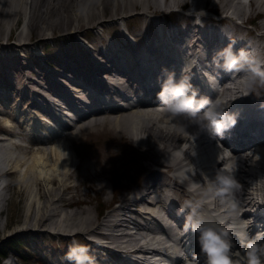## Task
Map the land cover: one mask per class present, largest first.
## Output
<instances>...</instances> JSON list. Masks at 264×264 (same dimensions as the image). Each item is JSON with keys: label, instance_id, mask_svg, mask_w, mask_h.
Wrapping results in <instances>:
<instances>
[{"label": "bare ground", "instance_id": "bare-ground-1", "mask_svg": "<svg viewBox=\"0 0 264 264\" xmlns=\"http://www.w3.org/2000/svg\"><path fill=\"white\" fill-rule=\"evenodd\" d=\"M224 3L221 5L222 10L228 9L230 4V0H220ZM189 2V0H167L166 6L172 7L173 5L182 6ZM198 7L201 5L206 6L209 0H199ZM114 5L116 7V11H121V13L130 11L131 8L142 7V13L146 14L148 12L162 10L161 5L158 3V0H0V40L5 36L7 38H11L14 36V29L16 30L20 26V19L22 16L29 14L30 18L28 20V27L30 28L29 33L19 32L17 34V39L20 40L19 45H14L12 43H0V59L6 55L7 52L11 53L13 57H18L20 59H25L29 62L27 55V50L23 52L24 47L28 43L27 41H23L26 39H31L32 34L38 28L39 32L44 31H54L58 28H68L69 33L76 34L77 39L81 42H85V38L80 36L79 34L83 31L82 26L84 21H90L94 19L95 16L100 15L102 12H105L109 6ZM121 5V6H120ZM251 9L250 12L254 13L255 9L261 7L264 12V0H250ZM211 8H214V4L211 5ZM214 10V9H213ZM233 14H229L225 16L226 18L232 19L234 17V13L238 18L242 20L245 19V15L247 13V8L242 6L241 3L233 4L231 11ZM114 14H117L114 12ZM224 17V18H225ZM119 18V17H117ZM225 18V19H226ZM214 25V21L210 22ZM245 23V21H244ZM6 30H10L8 34L5 35ZM217 33L218 30L215 28ZM182 32L187 33V30H183ZM202 32H204L202 30ZM124 35L127 36V27L124 32ZM159 35V33H158ZM195 35V33H194ZM193 35V36H194ZM80 36V37H79ZM43 39V38H42ZM36 41L35 43H37ZM147 42L151 44V48L158 49L157 52H150V60L148 55L145 56V60L136 63L129 60V53H126L125 50H121L117 47V44H113L111 48L110 55L113 56L117 60L118 68H124L127 64L132 65L133 67H127L131 72L134 73V68L139 69L141 72L152 71L153 68L159 69L160 73L162 68L168 67L169 69H174L178 62L174 57V52L171 49H168L167 45L169 42L166 41H156L153 43L152 39H148ZM29 44L34 45L33 42ZM24 46V47H23ZM127 47V48H126ZM127 50H131L136 47L134 43L127 42L126 45ZM32 49L31 52H33ZM84 56H90V62L85 64L82 61V58L75 59L73 63H68V67L70 70L74 71L75 79L74 82L78 81L81 77L84 83L90 84L87 80L89 77L86 75L89 72L92 73L99 68L104 67L103 62H97L91 57L94 58V55H98L100 58H106L103 50L101 48L93 49H84L81 52ZM37 58H33L31 64L26 67H16L13 72H21L19 75L20 88H16L13 83L8 80V77H11L6 74L8 68L4 66L3 72L5 76L4 82L7 88H4V85L0 83V92L3 94V104H7V106L11 107L14 102L13 92L9 89L18 90V97L22 94V98H20V102L26 101L29 103L28 98L30 96L27 92L31 93L34 90L37 92H41L43 94H48V92L53 91L55 89L52 82H55V75H59L55 69L51 71H46L45 62H48V54L44 52L43 49L37 47ZM70 55L71 53H65ZM12 57V58H13ZM17 59V58H16ZM65 59V57H64ZM61 62L64 60L61 59ZM44 65V66H43ZM63 66H66L63 63ZM31 68L33 71L38 72V75L42 80L49 85L48 79L51 80V87L48 89V86L45 85V88L49 91H43L41 84L33 79V77L29 76L22 69ZM9 71V70H8ZM10 72V71H9ZM195 75L193 76V83L198 87V85H203L206 82L202 80L205 76L202 70L194 69ZM94 79H97L100 83L102 81L101 77L97 76V73H94ZM7 76V77H6ZM161 76V75H160ZM48 78V79H47ZM179 79V77L177 76ZM60 79V78H59ZM27 80L32 82L33 89L27 87ZM62 80V79H61ZM59 82V81H58ZM115 84H117L114 81ZM152 83V82H151ZM10 86V88H9ZM56 87H60V85ZM150 86V85H149ZM146 84H142L140 86L139 91L143 93L156 94L159 90H153V88H149ZM241 84L237 82L235 84L236 88H239ZM38 88V89H37ZM242 90V89H241ZM56 91V90H55ZM207 94L210 97L211 90ZM238 91V90H237ZM237 91H233V89H225L223 94L234 95ZM16 94V93H15ZM69 94H71L69 92ZM33 106V105H32ZM14 113L17 115L20 122L28 121V114L22 111L21 106L13 104L11 107ZM6 110V109H5ZM5 110L0 114V124H2V129L0 128V143L9 141L14 143L15 147L23 148L19 152L10 151L8 157L3 158L2 162H0V177L6 178L3 189L4 194L8 193L9 183H15L17 188L21 190H25L30 188L32 194L29 198L28 210L26 213V219L24 220L21 228L22 231L26 232H43L47 234H55V235H70L72 237H79V240L93 245L97 248V251L94 254L102 260L103 264L108 263L107 255L105 254V250H109V253L118 254V257L123 258L124 260H131L133 258L137 259V263H146V259L151 257L154 252L160 253L162 247H166L167 243L162 238L157 236L151 237H139L132 231V228L129 227L132 225L133 228L140 229V225L137 221L132 219L128 213L135 214L137 216H141L146 211V208H152L155 210L164 209V192L165 188L168 187L169 182H164L160 176H164L165 179L173 181L174 187H170L174 189V196L172 197V201L176 204L177 197L182 196L186 197L189 195L186 192L185 186L179 183L176 178L172 175L174 171H176L175 165H172L167 162V159H164V153L157 148L156 142L153 140L155 137L156 140H164L165 142H183L186 138L179 136L174 130H170L165 126L167 122V116L162 114L160 111V106L157 107L156 110L152 112V115L149 116L147 113H144L140 107L133 108L131 111H116L107 113L100 112L98 114H93L88 117H84V122L76 123L75 126L77 129H85V127H97L96 125L102 124V120L104 122H109L113 124L116 128L119 126H123L124 123L127 122L128 126L132 128V132L134 130H142L149 133V136L146 138H141L138 142L142 146H146V148L150 149L153 153L154 158L151 157V153L149 151V158L151 161L158 163L159 165L165 166L164 171H157L150 169L148 171V178L144 181L143 188L144 193H146L145 198L134 197L132 199L128 198V205H122L119 207V211L117 213H110L106 215V218L102 221H99L97 226L92 224V220L88 218L87 222H84L83 219L87 215V212L79 211V210H65L58 206V203L64 199V196L59 192L58 189L61 187V191L67 189L70 186L66 179H69L71 176V172L69 171L70 165L76 164V161L72 159L70 153V146L66 142V138L73 134L72 132H68L63 135V139L53 138L48 145V142L41 140H32L30 143H21L15 141L13 138L15 134H13L14 128H16V122H13L9 118V114ZM82 119V120H83ZM153 119V120H152ZM81 120V121H82ZM153 123H152V121ZM18 121V122H19ZM36 129H43V127L39 124H35ZM259 125L258 122H248L245 117H241L238 119L237 124L233 129H231L228 133H235V141H249L250 140V129L254 128L256 130H260V134L264 135V124L257 127ZM4 127V128H3ZM24 127V126H23ZM244 128V129H243ZM6 129V130H5ZM8 130V131H7ZM121 137V136H120ZM123 138H120L121 141ZM112 142H117L118 140L114 137ZM114 144V143H113ZM2 145L0 144V147ZM148 149V150H149ZM197 149L198 154L195 157H188L193 159L198 167L197 178L202 179V176L199 174V170H202L209 175H213L215 170L219 167L220 162L217 160L218 153L220 152L219 145L217 146L215 143L211 142L210 137L207 134H204L199 137L197 141ZM16 151V150H15ZM68 152V156H63V152ZM257 151L264 153V146H260L257 148ZM101 150H96L93 155H89L92 160H99L98 157L101 156ZM167 158V157H166ZM67 169V170H66ZM43 170V174H42ZM58 173L55 174V172ZM239 179L242 183V188L238 193L239 197L243 202V206L246 208V211L243 213V216L246 218H250V213L247 214V211L251 209H247V206L250 205L253 207V204H256V199L261 197L259 195H264V159H261L255 165H249L247 161H241V167L239 172L237 173ZM248 186L247 190H244ZM37 190V193L35 192ZM19 190V189H18ZM6 193V200L10 197ZM0 194V198L3 197L5 199V195ZM156 196L157 201H153L152 197ZM41 197L43 199L41 200ZM263 202L264 201H260ZM73 203L72 200L66 202V205L70 206ZM137 205V206H135ZM264 205V204H263ZM179 205L174 206L172 212H176L179 214V209L177 208ZM264 208V207H263ZM35 211L33 212V210ZM134 209V211H133ZM207 211L211 212L215 209H207ZM186 215V213H181ZM117 215V217H115ZM260 216V213H258ZM2 222V221H1ZM87 223H89V227H87ZM187 223V220H186ZM95 224V223H94ZM134 225V226H133ZM94 226V227H93ZM86 230H85V228ZM23 229V230H22ZM72 229H83L72 231ZM152 232H156L158 230L151 228ZM19 232V231H16ZM169 235H172L171 232H167ZM92 235L99 238H106V242L111 247H108L105 243L98 244L95 242L88 240L85 235ZM190 246L199 248V244L197 242V234L192 231L190 237ZM169 253H171L169 251ZM133 256V257H131ZM170 261H167V264L175 263L178 256L173 255ZM131 262V261H129ZM178 263V262H177Z\"/></svg>", "mask_w": 264, "mask_h": 264}, {"label": "rangeland", "instance_id": "rangeland-1", "mask_svg": "<svg viewBox=\"0 0 264 264\" xmlns=\"http://www.w3.org/2000/svg\"><path fill=\"white\" fill-rule=\"evenodd\" d=\"M198 1L199 0H196L195 7L203 8L207 12V15L203 17V25H208L211 21L216 23L220 21L225 28L230 30L234 35L247 36L253 39L255 43L259 44L260 47H264V12L260 11L263 10L261 7H258V9H255L254 13H251L250 0H230L229 2L232 6L224 10H222L223 8L221 6L224 3L223 1L209 0L206 6L201 5L199 7ZM166 2L167 0H158L162 10L152 11L146 14L142 13L143 9L140 6L121 13V11H116L117 6L114 8V5L111 3V6H109L105 12L95 16L94 19L90 21L86 19L82 26L83 31L79 35L84 37L85 41L88 40L86 42L87 48L94 50L102 48L105 43L116 41L125 42L124 30H126V27L128 33L134 36L139 43L141 38L146 37V34H152L157 29L189 26L193 23L194 16L188 14V10L192 7L190 2L182 6L173 5L172 7L166 6ZM238 2L247 8L245 19L242 20L238 18L235 13L232 19L226 18L225 16L233 14L234 10L231 11L233 4ZM213 4L214 8H211ZM114 12L117 14H114ZM29 18V14L22 16L20 19V26L13 31L14 36L10 39L4 36L0 41L19 45L21 41L18 40L16 36L21 31L29 33ZM69 29L70 26L64 29L58 28L54 31L49 30L41 33L37 28L34 34H32L31 39H26L25 37L23 40L28 42L26 46L23 47L27 50L29 62L24 58L20 59L18 57H13L11 53L7 52L6 55L0 59V80H6L2 69L4 66L11 71L16 67L20 68L26 67L28 64L30 65L33 60V52L31 51L37 47L44 49L49 55L47 64L55 69L57 74L60 72L59 70L63 72L62 74H64V72L67 74L66 71L55 65L56 61L59 62L56 55L67 52L78 55V53L81 54V51L86 49L77 39L76 34L69 33ZM9 32L10 30H6L5 35ZM36 41L38 42L35 43ZM30 42H33L34 45L29 44ZM138 46L141 47L142 45L138 44ZM64 57L65 56L61 57L64 60L63 63L66 62L64 64H68L66 59L69 57L67 56L65 59ZM22 69H24L23 71L29 76L43 81L31 68ZM8 70L6 74L9 73L10 76L19 78L21 72L17 71L15 74L10 73ZM56 72H54L53 75H55ZM55 76L58 80L62 79L61 81L63 83L70 85L67 79L62 77V75L59 74ZM8 79H10V77H8ZM2 84L4 85L5 83ZM27 85L32 87V82L30 81L29 83L27 80ZM9 90L12 89L10 88ZM43 91L45 90L43 89ZM15 93L16 91L13 90V98L15 97ZM26 101L23 100L22 104L26 103ZM28 101L31 102L30 99H28ZM12 104H14V102ZM0 108H2L0 113L6 109L5 112L7 111L8 114L10 113L9 118L17 124L16 128L13 130V133L16 134V137L13 138L15 141L20 132H24L25 134L28 133V130H24L23 122H20L18 118L11 113L12 108L10 106H4L0 103ZM1 115L2 114H0V116ZM104 121L105 120H102V124L96 125L97 127L86 126L85 129L77 130L76 127H72L69 130V133L73 131V134L66 138V142L70 146V155L72 159L76 161V164L70 165L69 171L71 172V177L66 179L70 186L63 191H61V187L57 188L56 186L55 188L64 196V199L58 203V206L67 211L73 209L87 212L83 221L87 222L89 218L92 220L94 226H97L98 219L102 221L106 218L107 214L117 213L113 208L119 205H126V203L123 202L129 198L128 193L141 189L142 184L146 178H148V171L150 169L157 168L164 171L165 167L150 160L149 151L151 157L154 158V156L149 148L148 150L139 143L134 144L131 142L133 135L132 128L130 127L131 125L128 126L126 122L123 126L121 125L116 128L113 124ZM25 125L27 126V124ZM2 126L3 125L0 124L1 129ZM114 137L118 140V143L112 142ZM120 138L123 139L120 141ZM57 139L64 140L61 136H58ZM0 144L2 145L0 147V162H2L3 158L8 157L10 151L19 152L23 149L15 147V144L9 141L1 142ZM51 144L52 142L48 143V145ZM96 150H101V153L99 152L101 156L98 157L99 160H92L89 155H93ZM163 158L167 159L166 155H164ZM56 173H58V171H56L55 174ZM3 183L5 182H0V187ZM247 189L248 186H246L244 190ZM35 192L37 193L36 189ZM6 193H2L5 195V199H2L3 197L0 198V247L2 245L7 246L8 254L11 253L14 255L16 264H57L54 262L50 263V261L54 260V255L66 253L74 237L62 234L50 235L43 232H21L22 224L27 217L29 194L33 195V193L30 188L20 191V188H17L14 182L13 184L9 183L7 194L10 197H8L9 199L7 200ZM42 199L43 197H41V200ZM69 200L73 201L70 206L66 205V202ZM117 201L119 203H117ZM34 211L35 209L33 212ZM89 225L90 224L87 223L86 226L89 227ZM87 237L90 238V235H87ZM79 238L80 236L77 237L78 240ZM68 262L72 263L71 261Z\"/></svg>", "mask_w": 264, "mask_h": 264}, {"label": "clouds", "instance_id": "clouds-1", "mask_svg": "<svg viewBox=\"0 0 264 264\" xmlns=\"http://www.w3.org/2000/svg\"><path fill=\"white\" fill-rule=\"evenodd\" d=\"M189 2L192 7L188 14L194 16L195 24L202 25L206 10L196 8V0ZM195 51L197 54H190L186 60L179 79L175 69L168 67L162 68L161 76L158 77L160 90L156 93V100L161 104V113L167 116L165 126L186 139L183 142H165L153 137V140L166 155L167 162L177 166L172 175L185 186L189 194L181 202L178 211L186 213L185 231L190 228L195 232L199 244V252L192 259L186 258L181 244H173L170 251L173 255L185 257V264H264V229L254 234L250 232L253 221L243 216L246 208L238 195L242 183L237 175L242 160L255 165L264 159V153L257 151L259 146L234 153L220 144L221 150L217 156L219 167L213 175L199 170L202 179L197 178L195 161L188 158L198 154L197 141L200 136L207 134L212 139L223 138L235 127L239 118L236 111L230 110L231 105L225 98L218 95L213 99L202 95L200 88L193 83L194 69L200 66V53L207 55L202 48ZM208 63L216 70L204 69L210 84L217 80L216 73H229L238 77L243 95H260L257 85L264 86V61L248 55L243 49L234 51L230 42L217 49ZM148 136L146 131L134 130L131 142L138 143L141 138ZM68 155V152H63V156ZM139 194L129 192L128 196L132 199ZM165 195L171 198L174 193L165 189ZM258 199L264 200V197ZM206 208L215 210L209 212ZM77 230L83 229H72ZM62 259L73 264H100L90 250V245L81 243L75 237ZM0 264H16L14 255L9 253Z\"/></svg>", "mask_w": 264, "mask_h": 264}, {"label": "trees", "instance_id": "trees-1", "mask_svg": "<svg viewBox=\"0 0 264 264\" xmlns=\"http://www.w3.org/2000/svg\"><path fill=\"white\" fill-rule=\"evenodd\" d=\"M8 255V249L6 245H2L0 247V261H2L3 257Z\"/></svg>", "mask_w": 264, "mask_h": 264}]
</instances>
